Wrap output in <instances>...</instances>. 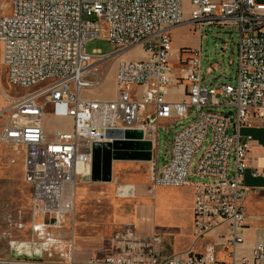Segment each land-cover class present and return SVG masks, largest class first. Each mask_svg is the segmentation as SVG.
Returning a JSON list of instances; mask_svg holds the SVG:
<instances>
[{"label": "built area", "instance_id": "2783aa9c", "mask_svg": "<svg viewBox=\"0 0 264 264\" xmlns=\"http://www.w3.org/2000/svg\"><path fill=\"white\" fill-rule=\"evenodd\" d=\"M4 11V10H3ZM0 12V145L24 150V169L31 185L32 209L39 223L33 231L45 248H61L73 261V240L59 231L74 226L78 180H91L92 147L105 143L109 131H139L153 144L149 177L153 187L194 184L193 230L197 239L227 225V247L235 253L238 232L247 219L249 189L244 187L251 140L242 129L251 118L264 120V0H10ZM190 25L236 30L238 54L235 85H203L197 53H190L181 75L172 65L171 33ZM104 39L113 47L103 56L86 53V43ZM142 49L143 56H122ZM117 61L116 98L83 97L99 88L107 67ZM5 69L4 76L2 70ZM8 84L22 91H1ZM187 84V98L167 101L172 86ZM133 88L138 89L137 92ZM232 100V102H228ZM219 107L233 109L228 113ZM194 109L193 112L191 110ZM195 120L178 131L170 158L158 168L159 129L168 121ZM71 119L72 123L58 124ZM210 136V145L193 167L196 153ZM257 175V173L255 174ZM134 188L119 186L121 197ZM133 225L114 229L98 264H220L214 249L186 256L157 250L161 237L141 238ZM264 260V246L254 250ZM0 264H45L42 260L0 261Z\"/></svg>", "mask_w": 264, "mask_h": 264}, {"label": "crops", "instance_id": "0c3cea01", "mask_svg": "<svg viewBox=\"0 0 264 264\" xmlns=\"http://www.w3.org/2000/svg\"><path fill=\"white\" fill-rule=\"evenodd\" d=\"M182 29L184 27L174 29L171 36L174 33L179 34ZM190 32L194 36V41L192 43L187 41L184 46L179 45L174 48L172 37V65L175 75L178 76L182 74L185 63L191 56L190 53H197L202 73L203 33L192 27ZM232 64L234 65V62ZM215 69L213 65L208 66L207 75H212ZM106 73L105 71L103 84L106 82ZM107 79L109 80V77ZM223 83L235 85L236 67L232 74L226 76ZM103 84L93 90L100 89ZM212 84L215 83L212 82L210 85ZM133 91L137 92L138 89L133 88ZM116 95L115 72L114 95L106 98H90L113 100ZM186 96L187 84L183 82L181 85L172 86L166 99L170 103H179L184 101ZM174 122L166 123L170 125ZM241 132L243 136L251 140L248 155L249 167L243 181L249 193L245 200L247 219L244 228L238 232L242 242L236 249L235 261L236 264H264V260H258L254 255L257 246H264V120L252 117L251 126L243 128ZM1 147H4L6 151L5 144H1ZM7 148L14 150L12 147ZM16 152L20 153L17 160L8 159L7 154L3 155L2 161L0 160V200L4 201L8 193L13 191L9 183L14 182V188L21 186V191L24 189L23 194L26 197L27 207L25 211L14 209L11 213H2L0 217V261L42 260L45 264H98L95 261L101 259L106 253L114 229L133 225L134 233L138 237L148 238L159 235L161 243L157 246V250L165 255L200 254L213 248L217 262L233 264L232 250L227 247V225L211 231L203 238L195 237L193 203L196 181H189L185 187H153L149 177V163L131 160L113 161L110 183H94L83 179L80 184H77L79 190L77 197L76 195L74 197L76 209L80 210L85 218L80 222L74 219L73 227L70 222H67L63 230L59 231L64 244L71 239L74 242L73 261L69 262L61 255L66 250L46 249L33 231V225L39 223L40 219L34 216L32 209L31 185L24 169V150L20 148V151ZM19 161L22 165V174L10 175L3 172L6 166L16 165ZM4 178L8 180L7 184H4ZM125 185L134 188L132 197H121L118 194L119 186Z\"/></svg>", "mask_w": 264, "mask_h": 264}, {"label": "rangeland", "instance_id": "374dc122", "mask_svg": "<svg viewBox=\"0 0 264 264\" xmlns=\"http://www.w3.org/2000/svg\"><path fill=\"white\" fill-rule=\"evenodd\" d=\"M10 4V0H0V12L8 13V6ZM184 29L180 31L179 34H173V47H177L179 45L184 46L185 42H193L194 36L190 32L191 26L184 25ZM238 34L234 29L222 28V27H206L205 31L203 32V85L209 86L212 82L215 84L223 83L226 80V76L232 74L233 70L236 67L237 62V54H238ZM86 53L90 56H94L95 51H100L103 56L112 54L115 50L114 47L104 39H95L91 40L86 43ZM143 54L142 49L134 50L131 54L125 57V60L136 59L139 58ZM143 56V55H142ZM234 62V65L232 64ZM118 62L114 61L106 68L103 66L101 67V72L106 74V82L103 86L98 90H86L83 92V97H110L114 95V76L116 72ZM213 65L216 69L212 75H207L206 68ZM5 69L2 70V76H4ZM110 75H109V74ZM109 77V80L107 79ZM1 91L5 92L9 95H17L20 94L22 91L19 89L12 87L6 81L5 77H3V81L1 84ZM4 100L2 96L0 97V106H4ZM220 113H227L231 112L230 108L219 107L215 109ZM194 109L191 110L193 112ZM195 120V113H192L188 119L175 121L173 124L168 126H163L159 129V137H158V168L161 170L165 164H167L170 155L171 143L174 135L183 129L186 125L192 123ZM58 124L64 123L69 124L72 123L71 119L67 120H58ZM210 145V136L208 137L204 147L200 149L195 156L193 169L197 165L199 159L201 158L204 151ZM6 151H4V147L0 149V160L2 161L3 155L7 154L8 159L17 160L20 156V153L16 151H20V148H13L11 150L5 145ZM9 149V150H8ZM10 175H20L22 174V165L20 161L16 165H8L4 168V171ZM140 174V173H139ZM26 175V173H25ZM144 176L143 174H140ZM5 179V178H4ZM82 180L79 179L77 184H80ZM189 181L195 182L197 181L196 177H189ZM8 180H4V184H7ZM90 182V181H89ZM14 183V182H13ZM12 182L9 183L12 185L13 191L11 190L6 199L4 201L0 200V217L5 213H11L14 209H20L22 211L26 210V197L23 194V190L21 191V186L14 188V184ZM102 183V182H101ZM79 190V185L76 188V197ZM77 210V209H76ZM80 210H77V214L75 216L76 221H83L85 216L82 214Z\"/></svg>", "mask_w": 264, "mask_h": 264}, {"label": "water", "instance_id": "95a60500", "mask_svg": "<svg viewBox=\"0 0 264 264\" xmlns=\"http://www.w3.org/2000/svg\"><path fill=\"white\" fill-rule=\"evenodd\" d=\"M232 117V113H229ZM105 143H95L92 147L91 181L110 183L113 161L150 162L153 157V144L143 139L139 131H109Z\"/></svg>", "mask_w": 264, "mask_h": 264}, {"label": "bare ground", "instance_id": "6f19581e", "mask_svg": "<svg viewBox=\"0 0 264 264\" xmlns=\"http://www.w3.org/2000/svg\"><path fill=\"white\" fill-rule=\"evenodd\" d=\"M129 54H126V55H124V56H122V58H125V57H127ZM76 188H77V185L74 187V190H73V196L75 197V195H76Z\"/></svg>", "mask_w": 264, "mask_h": 264}]
</instances>
